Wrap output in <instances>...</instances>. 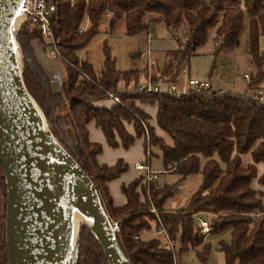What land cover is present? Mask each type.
<instances>
[{
  "label": "trees",
  "instance_id": "1",
  "mask_svg": "<svg viewBox=\"0 0 264 264\" xmlns=\"http://www.w3.org/2000/svg\"><path fill=\"white\" fill-rule=\"evenodd\" d=\"M55 1L58 19L52 29L59 40L66 74L62 90H52L34 52V43L44 44L28 24L21 26L16 37L22 82L54 138L93 181L103 208L117 226L118 244L129 263L181 264V257L190 250L198 261L206 263L212 246L206 237L228 232V240L217 241L225 264H264L263 192L252 187L257 181L264 188V171L258 176L259 166H264V102L256 94L264 82V48L260 47L264 42V0ZM103 17L108 20L109 31L122 21L127 36L144 34L145 43L148 33L153 34V25L163 23L177 44L176 49L164 53L162 67L152 74L153 82L165 85L175 84L197 48L205 46L209 39L214 46L212 74L217 58L229 55L239 45L246 20L251 66L248 92L238 95L210 87L206 91H189L180 98L119 93V83H136L147 71L119 72L105 52L101 72L96 75L91 64L79 63L75 54L97 33ZM85 19L90 28L81 31ZM109 93L116 94L120 104L97 106L109 100ZM137 104L156 105V126L169 143L155 134L154 127L148 124L150 117ZM90 122L101 130L111 148L128 149L147 132L148 143H143V149L145 155L149 154L148 163L151 148H158L165 170L179 177L177 183L160 185L156 179L136 178L121 187L126 204L115 207L107 184L126 172L128 165L122 160L114 166L97 162L102 147L88 139ZM127 126H131L132 133ZM244 157L249 161L245 163ZM197 174L201 176L200 185L186 206L165 210L173 187ZM5 201L6 185L0 165V264H6L7 257ZM151 208L157 211L160 221L149 215ZM200 215L209 223L206 236L194 223ZM146 216L154 220L156 229H165L172 248L155 236L133 239L148 230ZM77 264H107L101 248L82 225Z\"/></svg>",
  "mask_w": 264,
  "mask_h": 264
},
{
  "label": "water",
  "instance_id": "2",
  "mask_svg": "<svg viewBox=\"0 0 264 264\" xmlns=\"http://www.w3.org/2000/svg\"><path fill=\"white\" fill-rule=\"evenodd\" d=\"M23 3L0 0V165L6 185V264H77L81 225L91 233L107 264H130L93 181L54 138L23 85L16 39L25 23Z\"/></svg>",
  "mask_w": 264,
  "mask_h": 264
},
{
  "label": "rangeland",
  "instance_id": "3",
  "mask_svg": "<svg viewBox=\"0 0 264 264\" xmlns=\"http://www.w3.org/2000/svg\"><path fill=\"white\" fill-rule=\"evenodd\" d=\"M90 28V25L85 19L82 22V30L86 31ZM153 38L149 40L148 43H145L144 34L138 36H127L124 33V24L122 21H119L116 27L112 30H108V21L106 17H103L100 25L97 27V33L90 39L88 44L81 49L76 51V57L81 62H87L91 64L96 75H99L103 62L105 60V52L110 56V58L115 63V68L119 72L127 71H143L146 70L147 66V51L151 50L152 53H162L169 48L175 46L174 40L170 37V34L167 32L163 23H157L153 25ZM247 43V23L244 22V28L239 37V45L235 50L227 56H220L216 60V66L212 74H210V66L213 60L212 50L213 43L209 39L205 46L199 47L196 50L195 55H193L187 65V73H189L191 78L195 79H209L212 85V89L216 90L218 88L223 91L244 95L246 84L243 79V75H250L251 66L249 63V57L246 48ZM38 44V45H37ZM39 43H34V46H37L41 50V45ZM261 49L264 48V42L260 43ZM37 49V50H38ZM43 52H47L42 48ZM138 54L139 57H132V55ZM53 61L57 62V66L65 74V68L63 63L55 58L49 57ZM152 68V67H151ZM152 70V69H151ZM49 71V70H48ZM130 87L126 90L125 86L118 84V92L124 93L126 91L132 90ZM61 92V88L59 89ZM139 105V104H137ZM147 105V104H140ZM151 124L150 122L148 123ZM152 126V125H150ZM155 134L156 129L154 128ZM159 136V135H158ZM148 134L146 132L145 138H143V143H148ZM165 141L169 142V139L165 137ZM151 157H150V170L151 173L156 174L158 183L160 185L174 183L177 177L167 173L168 170H165L163 155L158 148H151ZM249 158L244 157V162H248ZM142 175H145L146 172L141 171ZM201 181V176L199 174L192 175L186 179V181L181 185H173V195L171 199L167 202L165 210H176L185 205V203L190 199L193 193L199 187ZM254 185V183H253ZM171 187V186H169ZM264 191V190H263ZM172 192V191H171ZM177 193V194H176ZM152 208L148 211L149 215L156 218L155 213H153ZM157 214V211H156ZM5 215V214H4ZM146 224L147 222H153L148 216L144 217ZM117 230V229H116ZM198 230V228H197ZM148 231H145L144 234H147ZM157 239L165 243L163 235H156ZM149 236L143 237V239H149ZM207 240L211 242V251L206 263L198 261L193 251H188L183 254L181 257V264H225L224 256L217 249V241L220 239H229L228 232H225L218 236H209L206 237Z\"/></svg>",
  "mask_w": 264,
  "mask_h": 264
},
{
  "label": "crops",
  "instance_id": "4",
  "mask_svg": "<svg viewBox=\"0 0 264 264\" xmlns=\"http://www.w3.org/2000/svg\"><path fill=\"white\" fill-rule=\"evenodd\" d=\"M152 36H153V34H152ZM146 43H148L147 39H146ZM40 47H41V50L38 49L37 46H34L35 56H36L37 60L39 61L40 65L43 67L47 77L49 78L52 90L54 92H60L59 89L61 88V90H62V85H63V82L65 80L66 74L63 73V76L61 75L62 74V70L57 66L58 65L57 62L53 61L51 58H49L50 56L46 52L42 51V48H44L46 50V48L44 46H40ZM176 47H177V44L175 42V46L172 47V48H169L166 51L176 49ZM166 51H162V53H156V52L152 53V51L150 50V57L154 60L155 64L149 70H148V68L146 66L145 67V69H146L145 71L151 73V79H152L153 72H155L157 69L162 67L163 61H164V53ZM147 64H148V62H147ZM147 72L146 73H142L139 76L138 80L144 79V77L147 76ZM245 75H247V74L243 75V79L245 80V84H246V88H245V92L244 93H247L248 92L249 78L245 79L244 78ZM187 77H190L189 73L188 74H181L180 73L179 77L177 78V80L175 82V85L177 86L178 89L182 90V89L185 88ZM200 80L208 81L210 83V86L212 87L211 82H210L209 79H200ZM120 84L125 86L126 90L128 88H130V87H132V88L134 87V82L133 81H131V83L129 85H126L124 82H121ZM261 87H262V90L264 91V82L262 83ZM132 90H129L128 92H130ZM216 90L223 91L220 88H218ZM96 105L99 106V107L109 108V107H111V106H113L115 104L111 100H105V101L96 103ZM137 106L139 108H141L150 117L149 120H148V123L150 122L151 123L150 125H152V127H154L156 129V133L159 136L164 137V139H165V135L156 126V122H155L156 111H157L156 105H148V104L147 105H140L139 104ZM127 130H128L129 133L133 132L131 126H127ZM87 131H88V139H89V141L91 143L99 144L102 147V153L97 157V162L99 164H103V165H107V166H114L119 160H122L124 163H126L128 165V168H127L126 172L121 174L119 176V178H117V179H115V180H113V181H111V182H109L107 184L109 196H110V198L112 200L113 205L115 207H121V206L126 204V198L121 192V187L123 185H128L134 179L139 178V177H143V181H145V179H144L145 175H142L140 173V171L136 170L135 167H134L135 164H137V163H142V162L148 161L146 159V155H145L144 149H143V138L144 137H141L140 139H137L134 142V144L132 146H130L128 149H123L122 147L111 148V147H109L106 144L105 137H104L103 133L101 132V130L99 128H97L93 122H90L87 125ZM149 167H150V161H149ZM263 167H262V165L259 166L258 176L264 171ZM167 173H170V172L168 171ZM170 175H173V176L177 177V179H176V181L174 183L172 182V183H169L167 185L176 184L177 181L179 180V177L177 175H175V174H172V173H170ZM154 176H156L155 179H158L156 174H154ZM184 182H182L181 184H183ZM253 183H254V185H253ZM253 183H252V187L254 189L263 192L262 201H263V205H264V191H263L264 188L258 186L257 181H254ZM181 184H178V186L181 185ZM188 201H189V199H188ZM188 201L185 203V205L183 207L186 206ZM183 207H181V208H183ZM152 221L153 222H151V224H150V222H148L149 223V229L150 230L152 229V231H154L156 227H155L154 220H152ZM197 224H198V222H197ZM154 236L156 237V235H153V237ZM149 237H152V236H149Z\"/></svg>",
  "mask_w": 264,
  "mask_h": 264
},
{
  "label": "built area",
  "instance_id": "5",
  "mask_svg": "<svg viewBox=\"0 0 264 264\" xmlns=\"http://www.w3.org/2000/svg\"><path fill=\"white\" fill-rule=\"evenodd\" d=\"M21 12L25 18V23L28 24V26L34 30L36 33H38L41 36L42 42L44 44V47L46 48L48 55L50 57H55L59 61H62V55L60 53V46H59V40L55 37L52 24H54L58 19V10H57V4L55 0H24V3L21 8ZM106 16L108 17L109 14L107 13ZM83 31V30H81ZM80 31V32H81ZM152 33H148L147 40H151ZM147 68L148 70L155 64L154 60L150 57V50L147 51ZM181 74H188L187 69H183L181 71ZM245 79H248V76H244ZM210 83L208 81L199 80L191 77H187L186 84L184 89H178L175 84H162V83H155L151 79V73L147 72V76L144 77L142 80H137L136 83H134L133 90L130 92H124L129 94H167L169 96H173L175 98H180L181 96L185 95L189 91L192 92H200V91H206L210 88ZM258 99L261 102H264V91L262 89H259L256 92ZM109 100H111L115 105L120 104L119 97L114 93L108 94ZM149 154H146V159L148 160ZM145 159V160H146ZM135 169L138 171L146 172L145 174V181H150L152 179H155L156 176L151 173L149 163L148 161L137 163L135 164ZM156 215V220L160 221L158 218V215L156 214L155 209L152 208L151 210ZM198 228L200 230V233L203 235H208L209 233V223L205 220L198 219ZM114 229H117V226L115 223ZM145 231H148L147 234H144ZM141 232L139 235L135 236L133 239H139L143 238L145 236H153V235H163L165 239V245L168 248L173 247V242L168 237L166 231L164 228L156 229L152 231V229H148Z\"/></svg>",
  "mask_w": 264,
  "mask_h": 264
}]
</instances>
